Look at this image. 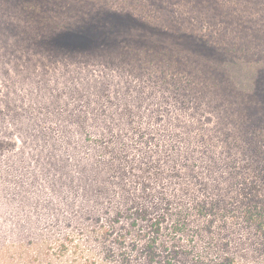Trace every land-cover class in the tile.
I'll list each match as a JSON object with an SVG mask.
<instances>
[{"label": "trees", "instance_id": "16d2710c", "mask_svg": "<svg viewBox=\"0 0 264 264\" xmlns=\"http://www.w3.org/2000/svg\"><path fill=\"white\" fill-rule=\"evenodd\" d=\"M166 1L0 0L8 264L70 225L138 264H264V0ZM60 193L71 216L33 209Z\"/></svg>", "mask_w": 264, "mask_h": 264}, {"label": "rangeland", "instance_id": "374dc122", "mask_svg": "<svg viewBox=\"0 0 264 264\" xmlns=\"http://www.w3.org/2000/svg\"><path fill=\"white\" fill-rule=\"evenodd\" d=\"M177 4L178 7H188L191 3L189 0H167L166 4L171 5ZM197 20V19H195ZM201 21V20H200ZM47 194V191L44 190L41 193V198L44 199ZM59 199H57L58 205H54L52 207L39 205L37 208H33L38 212H43L46 214H65L72 215V210L69 208L71 206V198L66 193L57 194ZM34 207V206H33ZM201 225V222H197L196 226ZM200 227H204L201 225ZM65 231H67V240L66 247L57 250L53 255L44 256L40 263L42 264H138V254L131 247L126 244L124 247L119 245L107 246L106 248H102L96 241H88L85 237V231L81 229H77L75 226H65ZM190 235L185 236L183 242L186 245H189L193 239H191ZM207 241V240H206ZM2 236L0 235V264H8L5 260H3V256L1 255V248L3 247ZM127 246V247H126ZM202 247H205V242L201 243ZM126 247V248H125ZM15 264L21 263L18 261H14ZM190 262L194 264L192 258L190 257L187 260V263ZM36 263V262H35Z\"/></svg>", "mask_w": 264, "mask_h": 264}]
</instances>
